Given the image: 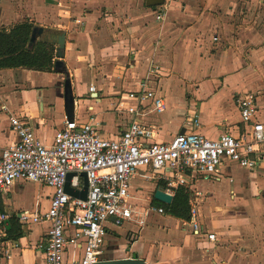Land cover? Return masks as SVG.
I'll list each match as a JSON object with an SVG mask.
<instances>
[{
    "label": "crops",
    "instance_id": "1",
    "mask_svg": "<svg viewBox=\"0 0 264 264\" xmlns=\"http://www.w3.org/2000/svg\"><path fill=\"white\" fill-rule=\"evenodd\" d=\"M15 6L0 0V26L17 22ZM26 11L39 26H61L65 31L61 60L67 75L54 69H0V147L17 138L10 125L13 114L26 118L46 143L66 117L92 121L104 136L115 135L130 118L119 100L138 88L145 76L163 98V86L169 88L175 77L182 78L181 97L188 103L168 123L160 117L165 110L143 116L154 126L156 140L186 131L210 138L222 132L237 135L247 128L237 102L250 92L257 102L256 117L264 120V2L260 0H163L156 5L146 0H30ZM158 14H163L161 19L156 18ZM151 65L158 66L157 72L149 71ZM66 78L72 103L68 92L65 96ZM205 80L209 94L197 101L191 96ZM90 86L94 91H89ZM222 94L228 106L221 101ZM233 166L238 167L235 172ZM239 168L225 162L217 179H199L187 186L190 205L196 206L203 231L216 234L214 241L206 233H193L188 219L159 212L162 205L153 200L154 192L164 188V181L145 178L143 170L137 171L129 189L132 217L121 225L112 219L106 223L102 259L264 264V168L255 173ZM137 177L141 180L135 186ZM27 182L31 183L17 180L0 191V205L9 215L4 236L12 222L19 231V235L0 238L4 264H37L44 259L42 245L49 222H22L19 214L46 210L52 188L31 183L45 188L39 196L27 189ZM79 254L78 248L67 244L68 260Z\"/></svg>",
    "mask_w": 264,
    "mask_h": 264
},
{
    "label": "built area",
    "instance_id": "2",
    "mask_svg": "<svg viewBox=\"0 0 264 264\" xmlns=\"http://www.w3.org/2000/svg\"><path fill=\"white\" fill-rule=\"evenodd\" d=\"M162 16L158 14L156 18ZM157 70V65L149 68L150 72ZM149 82L150 78L145 76L138 88L127 91L126 99L119 100V106L130 118L126 127L112 136H104L97 123L66 117L46 143L26 118L10 115L11 129L17 138L0 147V191L17 180L52 188L46 210L19 214L22 222H49L42 245L44 259L37 264H95L101 260L106 223L112 219L115 225H121L132 217L128 200L130 181L139 170L144 171L145 178L164 181L162 189L173 195L176 188L187 187L199 179H217L225 162L250 173L264 168V120L256 117L258 108L253 93L245 94L237 102L240 119L247 124L237 135L222 132L210 138L186 131L168 140H156L154 126L143 116L147 112H163L166 103ZM94 89L89 87V91ZM69 172L74 173L69 185L75 189L83 187L80 173L85 172V199L65 191ZM157 210L163 212L162 207ZM8 217L0 205V238ZM188 225L193 233H206L208 240H216L215 233L203 231L195 205L190 208ZM68 243L80 250L70 260L65 257ZM5 257H9L8 252Z\"/></svg>",
    "mask_w": 264,
    "mask_h": 264
},
{
    "label": "trees",
    "instance_id": "3",
    "mask_svg": "<svg viewBox=\"0 0 264 264\" xmlns=\"http://www.w3.org/2000/svg\"><path fill=\"white\" fill-rule=\"evenodd\" d=\"M37 24L30 20H22L6 27L0 26V69L23 67L39 71H51L56 56L55 44L44 39H35L30 43V36ZM158 202L157 199H153ZM190 192L187 187L174 190L169 203L160 202L163 211L175 217L188 219L190 214ZM12 222L11 228L4 237L19 235Z\"/></svg>",
    "mask_w": 264,
    "mask_h": 264
},
{
    "label": "water",
    "instance_id": "4",
    "mask_svg": "<svg viewBox=\"0 0 264 264\" xmlns=\"http://www.w3.org/2000/svg\"><path fill=\"white\" fill-rule=\"evenodd\" d=\"M162 2L163 0H146V4L148 5L161 4ZM40 36H43L42 39L51 41L56 45V54L58 58L54 61V70H56L57 72H63L67 75V69L65 68L64 63L61 60V57L63 56V50L65 47V31L59 29L58 30L50 29L36 25L31 32L30 43L34 42L35 39L39 38ZM64 90H65V96L67 92L70 94V82L68 78H66L64 81ZM66 99L68 100V97ZM69 99H70V103H72L73 97L71 96V94ZM68 114L69 113H67V116H69ZM73 174L74 173L69 172L66 175V181L64 185L65 191L74 197L85 199L87 192L86 174L85 172L80 173V175L83 178V187L81 189H75L69 185V179ZM154 198L161 202L169 203L172 199V195L165 192L162 188L159 187L154 192ZM95 264H146V263L144 262L143 259L134 257V258H113V259L104 258L99 260Z\"/></svg>",
    "mask_w": 264,
    "mask_h": 264
},
{
    "label": "rangeland",
    "instance_id": "5",
    "mask_svg": "<svg viewBox=\"0 0 264 264\" xmlns=\"http://www.w3.org/2000/svg\"><path fill=\"white\" fill-rule=\"evenodd\" d=\"M29 1L30 0H10V2H14L16 4V6H15L16 10H19V15L17 16L18 19L16 20L17 22H20L22 20H27V19L29 20L30 17L26 16L28 14V11H26V8L28 7ZM33 23H35V22H33ZM13 24H10V26L13 25ZM35 24L38 25L37 22ZM56 28H58L59 30H62L61 26H58ZM58 29H55V30H58ZM41 38H43V36L39 37V39H41ZM55 47H56V45H55ZM53 69H54V67H53ZM205 73L206 72H202V76H205L206 75ZM175 78H176V80H174V82L171 84L170 87L168 86L169 88H167L164 85L163 89H162V94H163V96H164V98L166 100V109H165V111L163 113H161L160 117L165 121V123H168L169 119H175L174 117L180 116L181 115L180 114L181 111L184 112L183 109L188 104L185 101V99H183L181 97V91L180 90L182 88L183 80H182V78H180V79L177 78V77H175ZM206 81H208V80H205L203 86H200L198 89H196V92L194 94H192V96H191L192 98L196 99L197 101H200L201 99L206 98L208 96V94H209V84ZM221 101H223L224 105L228 106L229 103L227 101V97L224 99V94L221 95ZM185 111H186V109H185ZM196 113H197V111H196ZM168 128L171 129L172 132L176 131L175 127L174 128L170 127V124L168 125ZM237 168L238 167L233 166L232 171L235 172L237 170ZM241 169L242 168H239L238 170L241 171ZM228 172H229V170H228ZM139 180H141V178L137 177V180H134L133 184L136 186V183L139 182ZM31 183H34V182L31 181ZM31 183H28V182L26 183L27 186H28L27 189L30 190V191H33V192H35V194H37V195L39 194V196H41L40 195L41 194V190L45 189V188H42V187L40 188V185H37V183L35 185H32ZM43 192H44V190H43ZM43 192H42V194H43ZM41 205H42V207L44 206L43 203H41Z\"/></svg>",
    "mask_w": 264,
    "mask_h": 264
}]
</instances>
